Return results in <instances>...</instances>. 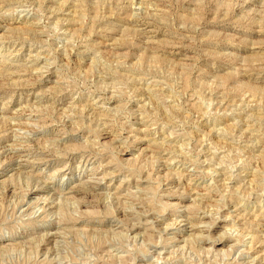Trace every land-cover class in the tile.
I'll list each match as a JSON object with an SVG mask.
<instances>
[{"label":"rangeland","instance_id":"374dc122","mask_svg":"<svg viewBox=\"0 0 264 264\" xmlns=\"http://www.w3.org/2000/svg\"><path fill=\"white\" fill-rule=\"evenodd\" d=\"M0 264H264V0H0Z\"/></svg>","mask_w":264,"mask_h":264},{"label":"bare ground","instance_id":"6f19581e","mask_svg":"<svg viewBox=\"0 0 264 264\" xmlns=\"http://www.w3.org/2000/svg\"><path fill=\"white\" fill-rule=\"evenodd\" d=\"M41 190H44V189H41Z\"/></svg>","mask_w":264,"mask_h":264}]
</instances>
